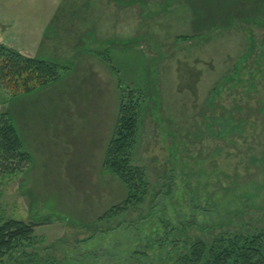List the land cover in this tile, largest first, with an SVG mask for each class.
Returning <instances> with one entry per match:
<instances>
[{
    "label": "rangeland",
    "instance_id": "1",
    "mask_svg": "<svg viewBox=\"0 0 264 264\" xmlns=\"http://www.w3.org/2000/svg\"><path fill=\"white\" fill-rule=\"evenodd\" d=\"M0 43L65 67L24 96L0 86L30 156L0 175V225L37 224L0 264H175L264 228V0H0ZM122 86L143 94L150 194L104 218L128 194L104 168Z\"/></svg>",
    "mask_w": 264,
    "mask_h": 264
},
{
    "label": "trees",
    "instance_id": "2",
    "mask_svg": "<svg viewBox=\"0 0 264 264\" xmlns=\"http://www.w3.org/2000/svg\"><path fill=\"white\" fill-rule=\"evenodd\" d=\"M64 70L59 63L26 57L0 43V86H9L12 96H24L48 87L59 80ZM121 89L118 119L104 168L119 178L128 194L121 204L111 207L104 218L140 206L150 194L146 169L133 161L143 94L129 86ZM29 161L30 156L23 148L12 118L7 112L0 114V175L20 172ZM36 226L15 219L4 221L0 225V258L18 243L28 241ZM209 241L194 240L184 253L178 254L175 264H264V228L221 235Z\"/></svg>",
    "mask_w": 264,
    "mask_h": 264
}]
</instances>
